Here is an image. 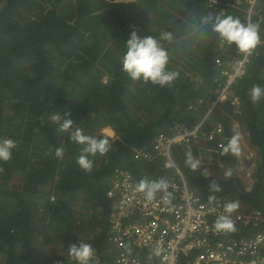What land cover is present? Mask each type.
I'll return each mask as SVG.
<instances>
[{
	"label": "trees",
	"instance_id": "obj_1",
	"mask_svg": "<svg viewBox=\"0 0 264 264\" xmlns=\"http://www.w3.org/2000/svg\"><path fill=\"white\" fill-rule=\"evenodd\" d=\"M180 1L178 8L176 0H0V138L18 145L12 160L0 163V264H71L68 248L82 241L96 249L98 261L113 260L105 249L113 202L107 193L110 175L120 167L139 180L144 172L152 180L163 178V170L139 160L135 148L151 149L156 135L175 120L194 124L188 106L209 96L208 85L220 70L215 58L225 57L217 34L210 29L193 33L190 17L236 13L246 23L232 0ZM133 31L141 36L174 33L173 44L164 42L168 68L179 72L171 86L134 81L121 70L125 41ZM263 73L260 45L235 85L241 112L235 115L230 102L221 104L227 111L221 120L224 135L200 141L197 150L181 146L185 143L172 149L191 187L204 197L229 196L264 216V101L253 104L248 98L254 85L264 87ZM68 111L74 127L86 134L107 136L100 133L106 126L117 134L107 136L109 153L89 156L94 161L90 172L76 162L81 146L49 119ZM232 118H240L259 154L250 190L236 169L238 157L223 152L234 135ZM59 147L64 148L62 159L55 156ZM189 149L201 162L195 172L185 164ZM228 169L231 177L224 175ZM212 181L221 191L210 190ZM236 229L234 236L254 234L264 230V219Z\"/></svg>",
	"mask_w": 264,
	"mask_h": 264
},
{
	"label": "built area",
	"instance_id": "obj_2",
	"mask_svg": "<svg viewBox=\"0 0 264 264\" xmlns=\"http://www.w3.org/2000/svg\"><path fill=\"white\" fill-rule=\"evenodd\" d=\"M232 1L244 11L246 23L264 24L263 0ZM234 52L232 59L219 58L220 70L210 89L214 98L205 104L207 110L193 130L185 126L177 131L180 139L191 138L192 144L198 146L202 140L215 141L224 135V123L213 120L212 115L218 103L226 99L234 98L233 103L239 107L235 85L245 75L251 56L236 47ZM175 139L160 134L153 150L142 146L134 153L139 160L145 159L163 170V179L169 183L170 204L164 203L162 193L152 201L146 200L136 190L143 179L134 173L117 167L110 175L107 193L113 202L105 249L114 257L110 263L98 264H264V230L238 237L233 232L225 234L214 229L215 219L225 214L224 204L238 200L215 196L210 203L199 189L191 187L171 153ZM161 156L162 166L157 162ZM231 218L238 228L259 225L264 216L260 210L243 208L239 202Z\"/></svg>",
	"mask_w": 264,
	"mask_h": 264
},
{
	"label": "clouds",
	"instance_id": "obj_3",
	"mask_svg": "<svg viewBox=\"0 0 264 264\" xmlns=\"http://www.w3.org/2000/svg\"><path fill=\"white\" fill-rule=\"evenodd\" d=\"M189 26L204 33L210 29L211 32L217 34L219 40L222 43L229 46H235L239 52L249 56L252 55L262 43L261 24L259 22L244 23L238 17H234L233 15H225L223 13H207L205 15L192 16L190 17ZM174 41V33L168 31L161 32L158 35L147 36H141L137 31H133L125 41L126 51L123 54L121 60V70L134 81L142 80L145 83L150 82L151 84L158 85L160 87L171 86L178 78L179 72L169 70L168 65L170 63V54L165 48L164 42L173 44ZM211 82V86L208 85V91L213 95L210 89H213L214 87V79ZM248 98L253 104H258L264 101V87H261L260 85H254L248 93ZM233 100L234 98L219 102L216 106L215 112L219 113L222 103L230 102L234 107V114L238 115L241 112L240 105L238 107L236 103H233ZM209 101H212V99L208 100L206 98L197 104H190L188 106L189 114L193 115L194 117V124L192 126H189L185 122L175 120L168 131L159 132L156 135L155 141L152 143V145L154 146L158 136L163 134L169 138H176L174 140L175 144L173 147L181 143H185L181 146L188 145L196 147L192 144V141H190L191 138L189 140L180 139L177 131L185 126L190 130H193L196 127V124L201 120V116L206 112L207 108H205V104ZM200 113L203 114L200 115ZM49 119L58 125L59 132L68 133L70 141L81 146V152L77 156L76 162L78 166L86 172L92 171L94 167V161L89 159V156L94 157L97 154L106 155L112 148V144L108 137L112 138L111 135H113V133H104L108 137H97L86 134L83 129L74 127V120L72 119V114L69 111L65 112L63 115L59 113L52 114ZM213 120L221 121L215 118H213ZM100 133L102 134L103 132ZM240 139L241 138L238 133L234 134L229 139L227 145L224 146L223 152L225 154L231 153L235 156H239L241 153ZM199 146L200 145L197 147ZM17 147L18 145L15 140L11 138H0V163L10 162L13 158V152ZM151 149L153 150V147H151ZM171 153L173 154L179 168L183 171L181 163L178 161V159H176L174 149H171ZM185 155V164L191 171L195 172L200 169L201 162L193 156L191 149H189ZM55 156L62 159L64 156V148H57L55 150ZM160 158L163 159L162 156ZM160 158L157 162L162 166V163H160ZM224 175L225 177H231L233 172L231 169H228ZM204 176L208 177L206 171ZM136 190L143 193L146 200L148 201H152L157 197L158 194L162 193L164 203H171L169 183L163 178L159 180L143 179L137 184ZM210 190L212 192H219L221 191V188L220 185L212 181ZM214 200V195L209 196L210 203ZM238 207V201H230L224 204L225 214L219 215L215 219L213 225L217 232L227 234L237 230L231 216L232 213L238 209ZM155 251L158 254L160 249L157 248ZM68 257L71 261V264H98L96 249L91 244L84 242L72 243L68 248Z\"/></svg>",
	"mask_w": 264,
	"mask_h": 264
},
{
	"label": "rangeland",
	"instance_id": "obj_4",
	"mask_svg": "<svg viewBox=\"0 0 264 264\" xmlns=\"http://www.w3.org/2000/svg\"><path fill=\"white\" fill-rule=\"evenodd\" d=\"M116 1L130 3V2L137 1V0H116ZM176 1H178V4H177L178 8L183 6L182 1H180V0H176ZM261 8H264V0L261 3ZM179 11L180 10H173V12L175 13V15H177L178 18H181V19L184 20L185 16L180 14ZM233 15H234V17H236V13L233 14ZM239 17H243V13ZM261 27H263L261 29V38H262V44L261 45H264V26L261 25ZM190 28H192V27H190ZM192 29H193V31H192L193 33H195L197 31L194 28H192ZM198 32L201 33V31H198ZM218 43L220 45V50L223 52V55L225 54V57L222 58L220 56H217L215 58L216 65H218L219 58L222 59V60H227L228 57H231V59H232L233 55L235 54L232 46L224 44L220 40H219ZM193 44L195 46V43H193ZM223 68H225V67L222 66L221 69H223ZM263 75H264V73H263ZM213 98H214V96L212 94H209V96H207L208 100H211ZM202 114L203 113H200V115H202ZM212 118L223 120L224 116L220 115L218 112H214V114L212 115ZM143 122H146V120H144ZM232 124H233L234 134L238 133L240 135V138H241L240 139L241 153H240L239 156H237L238 159H239V162H238V165H237L236 169H237V171H238V173L240 175L241 180L243 181L245 189L250 190L252 188L253 184L256 182V179L253 177V174H254V169H255V167L257 166V163H258L259 154H258L256 148H254L250 144L249 138H248V136H247V134L245 132L246 130H245L244 126L242 125L240 118H235V119L233 118ZM109 129L110 128H105V130L102 129L100 132L109 134V132H108ZM111 137L112 138H116L117 134H113V136H111ZM193 148H194V150H197L198 147L196 146V147H193ZM171 172H172V170H171ZM142 179L152 180V177H151V175H149L148 172H144ZM77 208H79V207H77ZM84 243H86V242H84ZM88 244H90V243H88ZM50 251H52V249H51V247H48V252H50Z\"/></svg>",
	"mask_w": 264,
	"mask_h": 264
},
{
	"label": "flooded vegetation",
	"instance_id": "obj_5",
	"mask_svg": "<svg viewBox=\"0 0 264 264\" xmlns=\"http://www.w3.org/2000/svg\"><path fill=\"white\" fill-rule=\"evenodd\" d=\"M220 115H223L224 118L227 116V111L225 110V108H223V106L220 107V111H219ZM233 118L231 119V123H232Z\"/></svg>",
	"mask_w": 264,
	"mask_h": 264
},
{
	"label": "crops",
	"instance_id": "obj_6",
	"mask_svg": "<svg viewBox=\"0 0 264 264\" xmlns=\"http://www.w3.org/2000/svg\"><path fill=\"white\" fill-rule=\"evenodd\" d=\"M232 47H233V46H232ZM105 128H110V129L113 131V134H116L115 131L111 128V126H107V127H105ZM105 128H104L103 130H105ZM111 136H113V135H111Z\"/></svg>",
	"mask_w": 264,
	"mask_h": 264
},
{
	"label": "bare ground",
	"instance_id": "obj_7",
	"mask_svg": "<svg viewBox=\"0 0 264 264\" xmlns=\"http://www.w3.org/2000/svg\"><path fill=\"white\" fill-rule=\"evenodd\" d=\"M109 130H110V131H109ZM109 130H108L109 133H113V131H112L111 129H109Z\"/></svg>",
	"mask_w": 264,
	"mask_h": 264
}]
</instances>
